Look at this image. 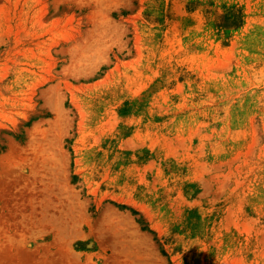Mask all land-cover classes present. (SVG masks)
Instances as JSON below:
<instances>
[{"label":"rangeland","instance_id":"1","mask_svg":"<svg viewBox=\"0 0 264 264\" xmlns=\"http://www.w3.org/2000/svg\"><path fill=\"white\" fill-rule=\"evenodd\" d=\"M0 264H264V0H0Z\"/></svg>","mask_w":264,"mask_h":264}]
</instances>
